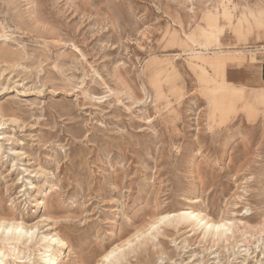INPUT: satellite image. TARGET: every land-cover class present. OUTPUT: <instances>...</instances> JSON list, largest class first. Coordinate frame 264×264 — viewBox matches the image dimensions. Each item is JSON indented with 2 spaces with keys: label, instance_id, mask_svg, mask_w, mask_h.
I'll list each match as a JSON object with an SVG mask.
<instances>
[{
  "label": "rangeland",
  "instance_id": "obj_1",
  "mask_svg": "<svg viewBox=\"0 0 264 264\" xmlns=\"http://www.w3.org/2000/svg\"><path fill=\"white\" fill-rule=\"evenodd\" d=\"M0 115V215L37 224L6 264L49 230L63 264H264V0H0ZM179 208L234 236L148 229Z\"/></svg>",
  "mask_w": 264,
  "mask_h": 264
},
{
  "label": "bare ground",
  "instance_id": "obj_2",
  "mask_svg": "<svg viewBox=\"0 0 264 264\" xmlns=\"http://www.w3.org/2000/svg\"><path fill=\"white\" fill-rule=\"evenodd\" d=\"M204 34V33H203ZM207 34V33H205ZM204 34V35H205ZM213 33H211L212 35ZM208 35V34H207ZM206 35V36H207ZM210 36V35H209ZM216 37V35L214 34ZM195 54H201L199 51H195ZM236 83V82H235ZM236 87V85H234ZM230 89L234 87H230ZM1 118V115H0ZM1 120V124H3ZM37 185L34 182H29V189H36ZM43 203L42 200H40ZM185 218L190 219L193 226L201 228L202 235H206L212 239V241H228L230 237L234 236V227H236L235 221L225 220L220 218L215 220L206 213H202L199 210L193 209H175L168 211L166 213L160 214L154 217L148 224V229L154 227L159 222L169 218ZM243 228L246 230L250 225L247 222L240 221ZM37 224L25 225L22 221H17L14 218H8L6 216L0 215V232L4 235L1 239L2 244L0 246V264H6L3 260L8 252V250L14 249L18 244L23 243L28 245L33 242V237L36 231ZM239 228H237V231ZM137 231L134 237L139 236ZM132 242L131 238L126 239L124 242L111 246L107 251H105L97 264H107L111 263L114 257L119 253L124 245H130ZM64 246H69L68 242L54 230H49L46 232H41L34 244L33 251L37 252L38 264H63L66 255L62 251ZM69 251V250H68ZM22 258V256L17 255L15 259Z\"/></svg>",
  "mask_w": 264,
  "mask_h": 264
}]
</instances>
